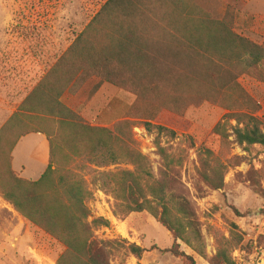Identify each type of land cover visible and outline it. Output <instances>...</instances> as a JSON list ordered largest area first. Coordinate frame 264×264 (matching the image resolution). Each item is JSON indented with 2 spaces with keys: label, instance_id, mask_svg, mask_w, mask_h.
<instances>
[{
  "label": "trees",
  "instance_id": "16d2710c",
  "mask_svg": "<svg viewBox=\"0 0 264 264\" xmlns=\"http://www.w3.org/2000/svg\"><path fill=\"white\" fill-rule=\"evenodd\" d=\"M244 74L264 83V36L255 42L236 33L231 10L215 19L193 0H106L13 113L11 120L26 116L33 121L25 124L11 144L6 179L0 181L2 198L64 246L56 264H109L111 257L123 250L140 260L145 248L125 239L95 235L110 222L92 214L89 203L94 194L81 175L53 168L79 158L93 164L99 153L104 165L126 163L133 167L99 172L101 190L115 200L114 214L149 213L173 237L170 248L150 249L196 264L192 255L180 249L183 244L205 257L201 224L179 190L181 153L173 155L156 137L154 144L163 167L156 177L131 138L129 122L118 123L113 129L91 126L64 105L61 96L66 91L75 93L96 78L91 93L109 84L134 94L131 109L148 130L162 109L182 114L190 106L210 101L227 111L212 133L225 142L233 136L238 144L264 147V122L256 115L259 105L239 82ZM46 125L50 128H44ZM156 127L171 138L175 136L173 130ZM30 133H42L48 142V164L34 181L18 177L11 167L15 144ZM203 154V181L212 189L222 188L224 166L209 163V150ZM259 193L264 198V190ZM234 213L245 215L236 209ZM231 227L229 238L217 237L209 264H237L230 249L243 237L235 231L236 224Z\"/></svg>",
  "mask_w": 264,
  "mask_h": 264
},
{
  "label": "rangeland",
  "instance_id": "374dc122",
  "mask_svg": "<svg viewBox=\"0 0 264 264\" xmlns=\"http://www.w3.org/2000/svg\"><path fill=\"white\" fill-rule=\"evenodd\" d=\"M105 1L0 0V181L6 179L12 142L25 124L33 121L26 116L11 120L13 113ZM193 2L215 19L231 10L236 33L255 42L262 40L264 0ZM96 81V78L89 80L75 93L66 91L61 96L62 103L91 126L113 129L118 123L129 122L131 138L147 157L156 177L163 171L154 144L156 137L173 155H182L179 190L191 203L201 224L205 257L183 244L180 249L192 255L196 264H209L208 259L217 249V237L229 238L234 223L238 226L235 231L243 240L231 247L232 258L237 264H264V198L259 193L264 190V147L238 144L233 136L225 142L212 133L227 111L210 101L190 106L182 114L162 109L148 130L144 120L131 109L136 99L134 94L109 84H103L98 91L91 93ZM239 82L259 105L256 115L264 122V83L250 74L242 75ZM230 124L234 125L235 121L230 120ZM158 125L175 131V136L171 138L166 131H159ZM53 127L54 124L51 129ZM33 139L29 136L21 142L19 154L20 161H24L23 165L28 169L22 177L30 179L38 178L39 174L29 172L32 164L24 158L23 152L25 150L28 154ZM204 150L211 152V165L224 166L223 187L220 189L210 188L200 175ZM94 161L89 164L79 158L62 168L57 165L53 168L62 173L70 170L80 174L92 190L94 199L89 203L92 214L110 222L108 228L95 231L98 238L125 239L147 250L140 260L124 250L119 251L111 257L109 264H186L170 253L150 249L152 246L170 248L173 237L149 213L114 214L115 200L101 190L103 178L99 172L132 170L133 167L126 163L104 165L99 153ZM19 165L21 163L15 162L17 171ZM42 167L38 165V169ZM234 209L245 215L236 216ZM64 250L58 241L17 213L0 192V264H56Z\"/></svg>",
  "mask_w": 264,
  "mask_h": 264
},
{
  "label": "crops",
  "instance_id": "0c3cea01",
  "mask_svg": "<svg viewBox=\"0 0 264 264\" xmlns=\"http://www.w3.org/2000/svg\"><path fill=\"white\" fill-rule=\"evenodd\" d=\"M29 136H33L34 139L31 143V145L29 146L30 149L28 150V154H25V150L23 152L24 154V158H27L32 166L29 168V172H37V174H39V177L40 175L44 172L47 164H48V142H47V139L45 137V135H43L42 133H30V134H27L26 136H23L21 137L17 143L15 144L12 152H11V167L13 169V171H17L15 169V162H19V164L21 163V165H19V170L17 171L19 173V176L21 178H24V179H27V180H37L38 178H32L30 179V177H22L25 172H27V168L23 165V163H25L24 161H20L19 159V154L22 150V141L24 139H26L27 137ZM42 165V169H38V165ZM16 172V173H17Z\"/></svg>",
  "mask_w": 264,
  "mask_h": 264
}]
</instances>
